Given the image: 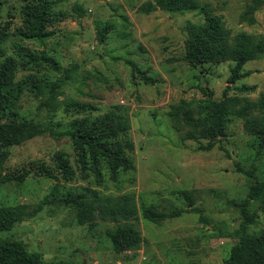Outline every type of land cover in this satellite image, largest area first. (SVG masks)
Returning <instances> with one entry per match:
<instances>
[{"label":"rangeland","instance_id":"obj_1","mask_svg":"<svg viewBox=\"0 0 264 264\" xmlns=\"http://www.w3.org/2000/svg\"><path fill=\"white\" fill-rule=\"evenodd\" d=\"M222 19L233 37L245 32L264 39V7L248 25L241 19L249 0H195ZM153 0H58L53 7L59 22L55 35L42 43L21 40L15 31L21 26L19 0H3L1 21H11L9 37L3 43V58L16 57L15 48L44 50L57 61V69L19 70L16 81L33 74L41 81L38 95L25 91L18 103L23 118L39 124L42 133L10 149L4 164L6 175L31 169L22 182L0 185V206L22 207L26 218L1 239L20 242L28 252L37 253L45 263L68 261L73 264H225L233 240L221 234H234L240 224L235 203L245 199L256 180H264V147L244 129V121L233 119L227 136L209 152L198 151V143L186 139L189 128L180 123L181 114L170 113L180 102L191 105L197 116L202 90L215 100L222 98L232 62L191 67L184 61V26L201 23L199 11L168 13L141 7ZM80 8L81 12L75 11ZM110 23L112 30L103 43L96 39L97 29ZM3 58L0 59L3 60ZM128 62L153 78L146 84L131 73ZM242 72L249 75L235 86L254 87L239 95L256 101L264 94V57L247 63ZM237 94L234 89L229 95ZM95 105L90 114L67 113L66 104ZM119 109L127 117V138L133 144L129 156L133 169L120 172L112 180L103 167V183L93 175L83 180L76 174L70 181L47 179L33 170L38 165L54 169L53 155L61 151L77 170L70 140L63 134L71 121ZM202 142V141H200ZM205 144V142L203 141ZM85 189L100 196L132 195L138 206L170 205L185 208L175 192L183 190L194 198L199 213L152 224L141 217L136 227L140 245L116 254L107 238L113 224L97 220L90 228L79 226L75 211L64 206L68 192ZM235 204V205H234ZM260 202L251 201L249 210L259 212Z\"/></svg>","mask_w":264,"mask_h":264},{"label":"trees","instance_id":"obj_2","mask_svg":"<svg viewBox=\"0 0 264 264\" xmlns=\"http://www.w3.org/2000/svg\"><path fill=\"white\" fill-rule=\"evenodd\" d=\"M21 8V26L15 31L21 40L42 43L55 35L59 22L53 7L58 0H19ZM264 7V0H249L241 19L248 25L255 23V13ZM3 0H0V59L3 58V43L9 37L12 22L1 21ZM141 9L150 12L155 9L168 13L199 11L201 23L187 22L184 26V61L191 67L219 65L232 62L227 86L220 100L212 98L205 89L204 99L198 103L197 116L191 105L180 102L170 113L189 128L186 139L198 143V151L209 152L227 136V130L233 119L243 120L245 131L258 140L264 147V94L256 101L240 98L253 92L254 87L237 83L249 75L242 72L243 67L264 57V39L255 38L245 32L231 36L225 29L222 19L212 15L206 5L195 0H153L145 3ZM75 11L81 12L80 8ZM112 30L110 23L97 29L96 39L103 43ZM16 57H5L0 61V185L9 182H22L31 175V169L17 175H6L4 164L10 156V149L40 135L39 124L23 118L18 112V103L25 91L38 95L41 85L47 83L30 74L16 81V74L24 71L48 67L57 69V61L44 50L35 51L21 46L15 48ZM131 73L138 74L146 84L156 81L132 62H128ZM234 89L237 94L229 95ZM67 113L90 114L97 112L95 105L71 102L65 105ZM130 129L127 117L119 109H112L94 118L74 119L69 129L63 134L70 142L75 153V170L69 158L61 151L53 155L54 169L38 165L34 173L40 177L55 180L60 176L64 181L72 180L76 174L83 180L93 175L97 185L103 183V167L112 180H117L120 172L133 169L129 152L132 142L127 138ZM202 141V142H200ZM205 142V144L203 143ZM178 199L185 203V208L170 205L159 209L154 205H137L132 195L100 196L96 191L85 189L83 192H68L63 199L67 208L75 211L79 226L92 228L96 221L110 223L114 228L106 235L116 254L129 252L141 243V235L136 227L139 217L152 223L160 224L168 219H176L185 213H199L193 208L194 198L191 193L180 190L175 192ZM259 201V212L264 218V180H256L249 188L245 199L235 203L239 208L240 224L234 234H221L233 240L225 264H264V223L257 229L259 215L251 213V201ZM234 204V205H235ZM26 218L24 209L0 206V234L9 232L15 224ZM0 264H73L68 261L45 263L39 254L28 252L25 247L12 239L0 238Z\"/></svg>","mask_w":264,"mask_h":264}]
</instances>
